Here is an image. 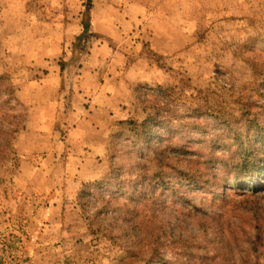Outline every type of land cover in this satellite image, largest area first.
<instances>
[{
  "label": "rangeland",
  "instance_id": "rangeland-1",
  "mask_svg": "<svg viewBox=\"0 0 264 264\" xmlns=\"http://www.w3.org/2000/svg\"><path fill=\"white\" fill-rule=\"evenodd\" d=\"M0 78V264H264V0H0Z\"/></svg>",
  "mask_w": 264,
  "mask_h": 264
},
{
  "label": "trees",
  "instance_id": "trees-1",
  "mask_svg": "<svg viewBox=\"0 0 264 264\" xmlns=\"http://www.w3.org/2000/svg\"><path fill=\"white\" fill-rule=\"evenodd\" d=\"M84 32H86V33L88 32V25L85 26ZM157 90H158L159 97L161 99L158 102L157 106L153 107L154 114H149L147 117V121L145 123L141 124V128L142 127L144 128V132H146V130L150 127V124L152 122L157 123L159 126V129H160V128L164 127V125L166 123H168V125H170V124H174L176 121H178V118H176V115H177L176 110L175 109L171 110V108L168 105V103H170V101L168 99L170 97V95L167 94L168 92H166V90L160 86L158 87ZM5 91L8 93L9 96L13 94V92H11L9 88H7V89L5 88ZM6 95L7 94H5V95L0 94L1 101H6ZM205 133H206V131H205ZM3 134H6V133L0 129V136ZM191 137L195 138V136H191ZM247 156H248V154H247ZM261 167H264V166L263 165L260 166V168H259L260 172H262Z\"/></svg>",
  "mask_w": 264,
  "mask_h": 264
}]
</instances>
